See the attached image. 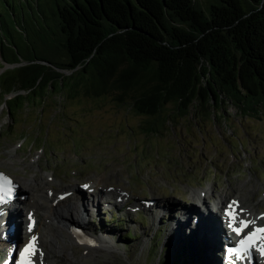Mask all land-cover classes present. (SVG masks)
I'll return each mask as SVG.
<instances>
[{"label": "rangeland", "instance_id": "1", "mask_svg": "<svg viewBox=\"0 0 264 264\" xmlns=\"http://www.w3.org/2000/svg\"><path fill=\"white\" fill-rule=\"evenodd\" d=\"M199 1L207 6V0ZM16 67L0 61V173L18 185L22 200L21 190L26 192L28 185L38 199L32 214L41 258L35 264H147L154 242L159 252L166 247L164 257L182 252L196 262L202 240L177 222L185 212L201 213L192 203L199 190L204 206L225 196L229 205L236 199L238 206L264 215V110L244 116L228 105L214 122L202 124L189 116L146 135L143 118L118 108L110 97L78 89L73 97L65 91L61 97L47 96L43 111L32 103L24 115L10 120L3 103L4 96H13L8 93ZM48 174L51 179L41 184ZM101 177L103 190H82ZM97 191L104 193V207L96 204L93 213L87 204L79 209V200L99 198ZM65 194L66 199L50 206ZM53 209L56 218L48 215ZM20 218L18 225L6 222L2 230L15 225L19 234L26 222L24 214ZM71 231L87 247L78 245ZM127 234L135 238L127 240ZM2 241L0 264H12L11 247L20 246ZM212 250H202L203 262L221 264L220 252ZM257 256L254 264H259Z\"/></svg>", "mask_w": 264, "mask_h": 264}, {"label": "trees", "instance_id": "2", "mask_svg": "<svg viewBox=\"0 0 264 264\" xmlns=\"http://www.w3.org/2000/svg\"><path fill=\"white\" fill-rule=\"evenodd\" d=\"M0 61L17 66L10 120L78 89L143 118L146 135L228 105L248 116L264 110V0H0ZM165 248L147 264H204Z\"/></svg>", "mask_w": 264, "mask_h": 264}, {"label": "bare ground", "instance_id": "3", "mask_svg": "<svg viewBox=\"0 0 264 264\" xmlns=\"http://www.w3.org/2000/svg\"><path fill=\"white\" fill-rule=\"evenodd\" d=\"M49 179H51V174H48V175L42 177L41 178V182H42L41 184L45 185ZM99 181L101 183H98ZM103 182L104 181H103L102 177L99 178L96 182H86L85 183L86 187H84L82 190L85 189L86 191L91 192V193L94 192V188H95V190H97L96 187H99L100 190H103L104 189L103 186H102V184H104ZM28 187H30V185H28ZM28 187L24 188V190L26 192H22V190H21V195H23V197L26 200L25 204H26L27 210L21 212V210L24 208L25 204L23 205L22 209L19 210V211L16 208H9L10 210L6 209L5 212H7V213L3 214L2 217H1V219L5 220L4 223H6L7 221L8 222L12 221L13 224H18L22 220L20 218V216L23 215V214L24 215H28V216L31 217V219L29 218V220L26 221V223L32 221V218H33L32 217L33 216L32 207H33V205H36V203L38 202V199H37V197L33 196L34 190H32V188H28ZM97 192L99 193V198H95L93 196V198L91 200H89V201L80 199L79 200L80 201L79 209H83L84 206H86V204H87V208H88V206H90V208H88V209L89 210L93 209V210L90 211V212L93 213V212H95V208L97 207V206L95 207L96 204L102 205V207H104V204L106 203V200H103L104 193L100 192V191H97ZM202 195H203V193L201 194V192L199 190L198 191V196H195V198L192 199V201L194 200V202H192V203L194 205H198L199 202H201ZM58 196H57V198H58ZM63 200L64 199H62L60 201H63ZM236 201L237 200L235 199L234 202H236ZM56 202H58V199L55 202L51 203L50 206L57 205L58 203H56ZM215 202L217 204L222 205V206L229 205V202H228V200L226 199L225 196H219L215 200ZM232 206H234V205L231 204V212L234 213V216L232 218L228 219V222L231 224V227L240 228L241 227V225H240L241 221H243L244 223H248V225H249L248 228H246L245 230H242L241 235H244V234L248 233L253 228L259 229L261 227H264V224H263L264 215L261 217L260 213H254L253 208L245 207V209H244L242 206H238V207H233L232 208ZM28 208H30L29 212H28ZM33 208H35V207H33ZM145 209L147 210V208H145ZM195 212H197V214H195L194 211L183 213L178 218L179 221L177 223H181L179 228L183 229L184 227H186V232H188V230L189 231L195 230L196 231V237H197L196 239L199 240V241L202 240L201 242L203 243V246H204L205 249H206V246L210 250L215 249V251H217L218 253L220 252V254L223 257H225L227 255V253L225 252V246L227 245L226 239L229 240V237L227 236L228 232L227 233L224 232L222 227H221V232L219 231V225H218V222L216 221V219L211 218L209 215L201 214L199 211L195 210ZM45 213L46 212H44V214ZM211 214H212V212H211ZM48 215H50L51 217L55 216V218H56L59 214H58L56 209H53L52 211H50V210L48 211ZM42 217H40L41 220H43ZM194 218H197V219L195 220ZM192 219H193V222H192ZM42 223H44V220H43ZM6 224L2 225V227L0 225V229H3ZM42 225H44V224H42ZM20 228H21V230L23 229L22 227H20ZM25 229H26V227L24 226V231H25ZM36 230H37L36 227H34L33 230H32V233H30L29 237H35L34 234L36 233ZM42 232L45 233V231L42 230L40 232V237H38V238H42V236H41ZM3 233L5 235H3ZM70 233H73V232L71 231ZM234 235L236 236L237 234L235 233ZM0 239L4 240L6 242L8 241L7 243H9L10 245L15 244V245H20V246H21V244H24L26 242V240H27V238L24 237V233H22V232L18 234L16 231H14V232H12L10 234H7L6 231H3V230H0ZM179 239H180V237H179ZM37 241L38 240L36 239V241L34 242L33 246L31 247V250H30L29 254L26 256V258L24 259V261L22 263H19V262H17L15 260L13 262V264H35L36 261L41 258V253H40L39 248H38L37 243H36ZM211 244H213V248H212ZM204 248L203 249H198V247H197L196 250L198 252H202V250L204 251ZM18 250H19V248H18ZM113 252H115V250H113ZM208 253L211 256L212 252H210L208 250ZM254 253H256L258 255L257 257H259L258 258V263L259 264H264V232H263V236H262L261 241L259 242V244L257 246H255ZM59 257H60V255H59ZM252 258H253V260L251 262H248L247 264H254L255 263L254 257H252ZM238 262L239 263H237V264H243L240 259H239ZM2 264H6V263H2ZM41 264H43V263H41ZM201 264H202V262H201ZM204 264H206V263H204ZM229 264H234V259H232V256H231V261L229 262Z\"/></svg>", "mask_w": 264, "mask_h": 264}, {"label": "water", "instance_id": "4", "mask_svg": "<svg viewBox=\"0 0 264 264\" xmlns=\"http://www.w3.org/2000/svg\"><path fill=\"white\" fill-rule=\"evenodd\" d=\"M71 235H72V238L76 241V243L78 244V245H80V246H86L87 247V245H86V243H88L87 241H84L80 236H79V234L78 233H76V232H73V233H71ZM73 243V242H72ZM104 248V247H103ZM105 249V248H104ZM108 249V248H107ZM108 251H110V250H108ZM111 252H113V251H111ZM14 253V252H13ZM113 253H115V252H113Z\"/></svg>", "mask_w": 264, "mask_h": 264}]
</instances>
